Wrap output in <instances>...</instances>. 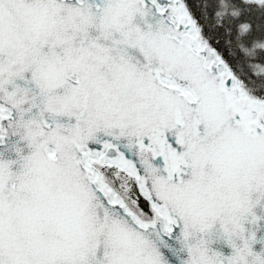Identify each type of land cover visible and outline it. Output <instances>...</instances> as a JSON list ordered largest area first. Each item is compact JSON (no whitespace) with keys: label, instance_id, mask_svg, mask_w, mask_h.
<instances>
[{"label":"snow or ice","instance_id":"obj_1","mask_svg":"<svg viewBox=\"0 0 264 264\" xmlns=\"http://www.w3.org/2000/svg\"><path fill=\"white\" fill-rule=\"evenodd\" d=\"M0 264H264V0H0Z\"/></svg>","mask_w":264,"mask_h":264}]
</instances>
